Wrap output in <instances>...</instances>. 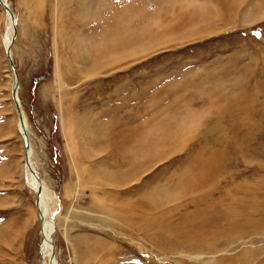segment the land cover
I'll return each mask as SVG.
<instances>
[{"label":"rangeland","instance_id":"rangeland-1","mask_svg":"<svg viewBox=\"0 0 264 264\" xmlns=\"http://www.w3.org/2000/svg\"><path fill=\"white\" fill-rule=\"evenodd\" d=\"M7 3L57 263L264 264V0ZM8 18L0 264H43Z\"/></svg>","mask_w":264,"mask_h":264},{"label":"bare ground","instance_id":"bare-ground-1","mask_svg":"<svg viewBox=\"0 0 264 264\" xmlns=\"http://www.w3.org/2000/svg\"><path fill=\"white\" fill-rule=\"evenodd\" d=\"M4 2H6V4L10 7V5L7 3V0H4ZM0 6H1V4H0ZM2 8L5 10L4 7H2ZM10 9H11V7H10ZM6 14L8 15L9 18H8V28H7L6 33H5V49H6V55L8 57L9 62H10L8 52L10 51V55H11V58L13 60L12 47L14 46V41H15L14 35H15L16 20H15V16L12 17L9 12L6 11ZM124 48L125 47L123 46V50H124ZM115 58L118 59V57H115ZM119 59H121V57ZM110 61L113 62V58H111ZM115 61H116V59H114V62ZM109 64H110V62H109ZM10 68H11V65H10ZM11 74H12V78H13V81H12V98H13V102L15 104V107H17V104L21 105L19 95H18L19 79H18L17 69L15 72H13L11 69ZM16 110H17V114H18V118H19V132H20V135L22 136L21 138H23V140H24L23 145L25 148V163L27 165V167L25 166L23 168V175L22 176L24 177L26 175V174L24 175V172L25 173L27 172L26 178H27V181L29 182V186L37 194L39 193V195H40L39 196L40 197V205L38 202L39 199H37V205H38V209H39L38 212H40V217H41V226H42V231H43V232L41 231V233L43 234V238H44V241H43L44 244L42 246V252H43V256H44L43 264H58L57 260L55 259V254L53 256V251L55 250L53 242H52V231L54 230V224H53V221L50 218H48V216H47L48 212L51 210V203H52L51 197H50L48 190L42 186L41 181L39 182L38 178H36L37 176L34 175L33 171L30 168L31 167V157H33L34 151L30 147V143L28 142L29 127H28L27 122L25 120L23 109L21 108L22 116L19 115L17 108H16ZM23 132H25V133H23ZM24 136H26V138H24ZM25 141H27V142H25ZM28 144H29V146H27ZM196 181H198V180H196ZM40 206H41V208H40ZM249 221H252V220H247V222H246L247 224L245 226H247L248 228L254 227L255 230H261V228H258L257 225L254 224L255 225L254 226L252 224V222L249 223ZM233 229L237 230L238 228H233ZM231 232H232V229H231Z\"/></svg>","mask_w":264,"mask_h":264},{"label":"water","instance_id":"water-1","mask_svg":"<svg viewBox=\"0 0 264 264\" xmlns=\"http://www.w3.org/2000/svg\"><path fill=\"white\" fill-rule=\"evenodd\" d=\"M0 4H1L2 7L5 8V10H6L7 12H9V13L11 14L12 17H14V14H13L12 10H11L10 7L6 4V2H4V0H0ZM14 40H15V38H14ZM8 56H9V58H10L11 69H12L13 72H15V71H16V66H15V64H14L12 58H11L10 51L8 52ZM17 109H18V113H19V115L22 116L21 106H20L19 104H17ZM23 133H25V132H23ZM24 138H26V136H24ZM25 142H27V141H25ZM27 146H29V144H28ZM33 173H34V175L37 176V174H36V172H35L34 170H33ZM37 178H38V180H39V182H40V179H39L38 176H37ZM39 196H40V195H39V193H38V198H39ZM54 252H55V250L53 251V256H54V254H55Z\"/></svg>","mask_w":264,"mask_h":264}]
</instances>
